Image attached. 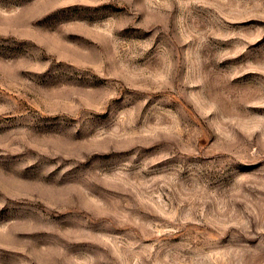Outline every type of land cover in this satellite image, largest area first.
<instances>
[{
    "label": "rangeland",
    "instance_id": "374dc122",
    "mask_svg": "<svg viewBox=\"0 0 264 264\" xmlns=\"http://www.w3.org/2000/svg\"><path fill=\"white\" fill-rule=\"evenodd\" d=\"M0 264H264V0H0Z\"/></svg>",
    "mask_w": 264,
    "mask_h": 264
}]
</instances>
